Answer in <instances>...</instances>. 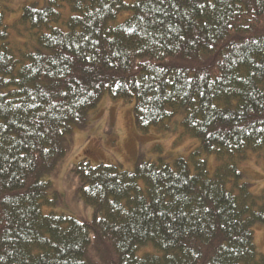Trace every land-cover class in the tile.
Wrapping results in <instances>:
<instances>
[{
    "label": "trees",
    "instance_id": "obj_1",
    "mask_svg": "<svg viewBox=\"0 0 264 264\" xmlns=\"http://www.w3.org/2000/svg\"><path fill=\"white\" fill-rule=\"evenodd\" d=\"M20 23L31 50L13 47L0 1V264H264V192L238 167L264 159V0H48ZM106 95L134 102L143 133L182 113L199 148L134 171L81 161L93 220L45 214V177Z\"/></svg>",
    "mask_w": 264,
    "mask_h": 264
},
{
    "label": "rangeland",
    "instance_id": "obj_2",
    "mask_svg": "<svg viewBox=\"0 0 264 264\" xmlns=\"http://www.w3.org/2000/svg\"><path fill=\"white\" fill-rule=\"evenodd\" d=\"M0 1L5 11V25L12 35L13 47L31 50L37 44V36L29 25L20 23L23 8L31 4L43 7L48 0ZM62 13L65 19L70 17L68 5L62 9ZM134 105V102L115 100L106 95L97 108L90 112L88 127L74 130L69 154L58 165L56 173L45 177V181L50 182L47 190L49 200L58 196L56 204L43 206L45 214L65 215L80 222L93 220L94 210L81 198L78 191L80 182L73 172L81 161L87 160L93 166L115 165L126 171H134L140 156L148 160L163 157L165 162L172 164L179 157L188 158L199 148V140L184 129L182 113L168 122L167 130L152 128L148 133H143L135 124ZM202 159L206 161L211 174L220 166L213 155H204ZM238 167L243 174L242 182L250 184L253 194L261 195L264 192V159L251 154ZM254 233L256 248L260 254H264V225H255Z\"/></svg>",
    "mask_w": 264,
    "mask_h": 264
}]
</instances>
